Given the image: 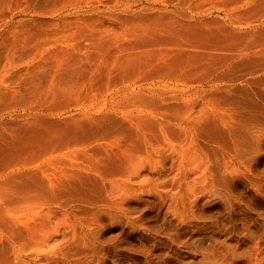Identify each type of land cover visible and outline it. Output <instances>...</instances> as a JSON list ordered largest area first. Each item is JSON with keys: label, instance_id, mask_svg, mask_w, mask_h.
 Masks as SVG:
<instances>
[{"label": "rangeland", "instance_id": "374dc122", "mask_svg": "<svg viewBox=\"0 0 264 264\" xmlns=\"http://www.w3.org/2000/svg\"><path fill=\"white\" fill-rule=\"evenodd\" d=\"M216 17L264 0H0V264H264V112L193 80Z\"/></svg>", "mask_w": 264, "mask_h": 264}, {"label": "crops", "instance_id": "0c3cea01", "mask_svg": "<svg viewBox=\"0 0 264 264\" xmlns=\"http://www.w3.org/2000/svg\"><path fill=\"white\" fill-rule=\"evenodd\" d=\"M205 31L209 38L195 51L196 88L243 97L249 112H264V24L236 27L216 17Z\"/></svg>", "mask_w": 264, "mask_h": 264}, {"label": "bare ground", "instance_id": "6f19581e", "mask_svg": "<svg viewBox=\"0 0 264 264\" xmlns=\"http://www.w3.org/2000/svg\"><path fill=\"white\" fill-rule=\"evenodd\" d=\"M53 189V188H52Z\"/></svg>", "mask_w": 264, "mask_h": 264}]
</instances>
